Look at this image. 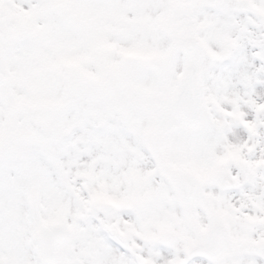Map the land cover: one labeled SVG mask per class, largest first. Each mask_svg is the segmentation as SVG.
Wrapping results in <instances>:
<instances>
[{
  "label": "snow or ice",
  "instance_id": "snow-or-ice-1",
  "mask_svg": "<svg viewBox=\"0 0 264 264\" xmlns=\"http://www.w3.org/2000/svg\"><path fill=\"white\" fill-rule=\"evenodd\" d=\"M0 264H264V0H0Z\"/></svg>",
  "mask_w": 264,
  "mask_h": 264
}]
</instances>
